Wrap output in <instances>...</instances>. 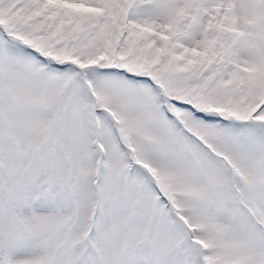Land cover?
I'll use <instances>...</instances> for the list:
<instances>
[{"label": "snow or ice", "instance_id": "6c2138e0", "mask_svg": "<svg viewBox=\"0 0 264 264\" xmlns=\"http://www.w3.org/2000/svg\"><path fill=\"white\" fill-rule=\"evenodd\" d=\"M0 264H264V0H0Z\"/></svg>", "mask_w": 264, "mask_h": 264}]
</instances>
